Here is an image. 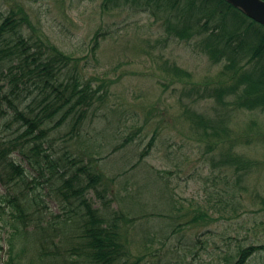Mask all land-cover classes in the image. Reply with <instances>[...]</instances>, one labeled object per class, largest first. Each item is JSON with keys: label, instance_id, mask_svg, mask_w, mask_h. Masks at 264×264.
Segmentation results:
<instances>
[{"label": "rangeland", "instance_id": "374dc122", "mask_svg": "<svg viewBox=\"0 0 264 264\" xmlns=\"http://www.w3.org/2000/svg\"><path fill=\"white\" fill-rule=\"evenodd\" d=\"M14 7L26 11L55 45L80 60L84 82L97 78L94 87L101 81L112 82L108 106L98 109L96 116L91 112L81 137L68 140L67 133L73 125L69 120L49 134L46 147L50 145V151L59 154L56 159L69 153L87 162L91 158L86 156V151L97 154L92 165L106 175L109 185L116 178L114 188L119 196L113 208H122L126 213L133 211L130 217L135 222L127 223L124 228L134 257L142 259L141 264H232L235 260L227 262V256L239 259L243 257L239 252L242 248H253L246 264H264V249L260 247L264 245V212L259 199L264 196V113L240 111L231 117L234 136L246 142L238 144L235 150L260 163L242 183L234 171L225 175V164L219 163L221 148L209 150L205 142L197 141L182 117L185 106L215 117L212 101H196L183 86L215 77L221 65L213 64L193 41L170 37L164 17V21L162 17L156 21L150 13L139 12L137 8L105 9L104 0H0V22ZM202 15L206 13H198L199 17ZM216 17L219 23L220 17ZM173 63L189 71L192 79L177 81L168 71ZM1 120L0 144L23 133L18 123L7 129ZM156 131L152 148L141 157ZM131 136V142L116 150ZM113 149L130 153V163L122 166L121 162L107 159L103 153ZM12 157L26 168L28 181L32 180L35 173L26 166V160L18 152ZM42 164L47 178L51 177L49 165ZM126 171L128 174L116 177ZM57 172L48 184L46 178L40 179L44 187L42 195L36 196L37 203H33L31 210L34 220L29 228L39 233L27 241L30 249L26 259L34 264L40 263L32 246L42 233L52 235L48 241L50 247L51 240L63 241L69 247L71 230L79 228H65L62 224L66 216L61 209L65 204L59 189L62 171L57 169ZM3 178H0V197L21 196V188ZM33 189L25 188L24 192H29L32 198ZM136 194L143 195L142 199L154 195H157L155 200L168 197L173 202V212L167 205L158 211L128 202V195ZM87 197L98 208L94 194ZM202 211L210 212L213 217L208 224L192 220ZM56 215L60 219H54ZM54 221L58 223H51ZM37 223L44 228L38 229ZM8 229L0 223L2 258L9 248ZM21 242L24 244L25 238L18 245Z\"/></svg>", "mask_w": 264, "mask_h": 264}, {"label": "trees", "instance_id": "16d2710c", "mask_svg": "<svg viewBox=\"0 0 264 264\" xmlns=\"http://www.w3.org/2000/svg\"><path fill=\"white\" fill-rule=\"evenodd\" d=\"M113 7L137 8L139 12L150 13L158 19L164 17L165 30L170 37L193 41L213 64L221 65L215 77L183 86L196 101H212L215 117L190 106L184 107L182 117L197 141L205 142L209 150L221 148L220 165L225 164L227 172L234 171L239 183L245 181L260 163L235 150L238 144L246 142L242 137L234 136L230 121L232 114L240 111L264 113V26L225 0H104L105 9ZM198 13H206V16L199 17ZM216 16L220 17L219 23ZM79 61L73 55L60 51L22 8L14 7L2 18L0 75L4 77L0 78V118L5 128L11 129L18 123L19 130L24 131L17 138L8 139L10 141L6 144H0V178L6 177L9 184L14 183L22 190L21 196L0 197V223L9 227L6 232L9 248L6 257H0V264H34L26 259L29 247L24 245L25 249H20L18 241L25 238V244L39 233L29 228L34 220L31 210L36 196L42 195L40 179L46 178L45 183L48 184L58 174L57 169L62 171L59 188L62 203L70 204L68 209H63L66 216L62 224L65 228H79L71 230L68 253L57 249L54 240H51L50 247L48 241L52 235L42 233L32 246L38 253L37 262L141 264L142 259L134 257L124 228L127 223L135 222L130 217L133 212L113 209L119 196L114 188L116 178L109 185L106 175L92 165L95 159L85 162V159L69 153L56 159L49 153L51 146L46 147L49 134L69 120L73 125L67 133L68 140L69 137H81L91 112L96 116L98 109L108 106L112 82L101 81L96 87L97 78L84 82ZM168 71L177 81L192 79V74L176 63L170 64ZM142 130L143 127L136 135ZM156 137L157 131L141 157L149 153ZM20 140L26 142L21 143ZM132 140L133 136L116 150ZM15 152L31 163L35 173L32 180L28 181L26 168L13 159ZM42 162L49 165L51 177L47 178ZM2 172L6 175L3 176ZM123 174H128V171L116 177ZM25 188L28 191L34 188L35 196L31 198L29 192H24ZM91 193L98 200V208L87 197ZM259 199L264 212V196H259ZM54 219H60V216L56 215ZM192 220L208 224L213 217L210 212L202 211ZM36 226L40 228L41 223ZM260 247L264 249V245ZM252 249L242 248L239 252L243 257L227 256L226 260H235L232 264H246Z\"/></svg>", "mask_w": 264, "mask_h": 264}, {"label": "bare ground", "instance_id": "6f19581e", "mask_svg": "<svg viewBox=\"0 0 264 264\" xmlns=\"http://www.w3.org/2000/svg\"><path fill=\"white\" fill-rule=\"evenodd\" d=\"M226 1V0H225ZM227 2V1H226ZM228 3V2H227ZM229 4V3H228ZM114 9H118V8H120V7H113ZM154 17V16H153ZM172 18H173V11H172ZM156 21H158V18L157 17H155L154 18ZM256 23H258V22H256ZM258 24H260V23H258ZM22 30H23V27L21 28ZM26 31L28 32V31H30L29 29H27L26 28ZM98 36V35H97ZM59 49H60V51L62 50L63 52H64V50L63 49H61L60 47H59ZM66 53V52H65ZM68 54V53H67ZM5 74H7L6 73V71H5ZM4 76L1 74L0 75V78H3ZM61 126H58L57 127V129L58 128H60ZM10 140H6V141H4L5 142V144H6V142H9ZM20 142L22 143V142H26V141H21L20 140ZM28 145V144H27ZM30 145H31V143H30ZM82 145H85L84 143H82ZM49 153L50 154H53L54 156H57V155H59V154H57L55 151L54 152H52V150L51 151H49ZM103 154H106L105 155V157L107 158V159H111V160H115V161H118V163L119 162H121V165L123 166L124 164H126V162L127 163H130V157H129V155H130V153H128V152H126V151H122V152H118V151H116V150H111V151H107V150H105V152L103 153ZM113 154H116V156H112ZM97 154H94L91 150H89V151H86V156L87 157H89V158H95V156H96ZM26 166L27 167H30L31 169H32V165H31V163H28L27 161H26ZM118 169L120 170L121 169V167L119 166L118 167ZM130 170H135V169H130ZM116 171H117V169H116ZM230 173L229 172H225V175L226 176H228ZM139 179L141 180V177H139ZM141 183H142V180H141ZM44 188V187H43ZM45 190V189H44ZM142 196L143 195H141V196H138L137 194L136 195H131V196H129L128 195V202L129 201H131L132 203L131 204H134V205H136V206H142V207H145L146 205L149 207V208H152V209H154V210H158V211H161L163 208H165V205H167V206H169L170 208H171V211L173 212V202L168 198V197H164V198H161V199H158V200H155L156 199V197H157V195L155 196H153V197H145V199H148L147 201H146V204L144 203V200L145 199H142ZM70 207V204H65V206L64 207H62L61 209H68ZM114 209V208H113ZM115 210V209H114ZM120 210H123L122 208H120ZM119 211V210H118ZM165 211V210H164ZM133 212V211H132ZM134 212H136V211H134ZM169 212V211H168ZM142 213V212H141ZM161 213V215H163V212H160ZM164 214H166V213H164ZM159 215V214H158ZM56 221V220H55ZM51 222V223H55V224H57L58 222ZM44 227L41 225V227L40 228H38V229H43ZM40 230V231H41ZM34 232H39V231H36V229H34ZM27 232H24V234H26ZM29 243H25V244H22V245H19L18 247L20 248V249H25V246L24 245H26V247H29V249H30V246L28 245ZM54 244H55V247L57 248V249H60L61 251H63V252H65V253H68L69 252V249H68V247H66L65 246V243H63L62 241H56V242H54Z\"/></svg>", "mask_w": 264, "mask_h": 264}, {"label": "water", "instance_id": "95a60500", "mask_svg": "<svg viewBox=\"0 0 264 264\" xmlns=\"http://www.w3.org/2000/svg\"><path fill=\"white\" fill-rule=\"evenodd\" d=\"M230 5L241 10L248 17L264 26L263 0H226Z\"/></svg>", "mask_w": 264, "mask_h": 264}]
</instances>
